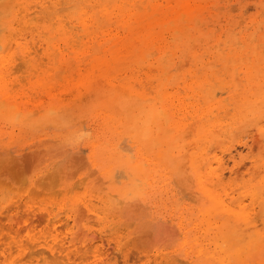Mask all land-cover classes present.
<instances>
[{
	"label": "bare ground",
	"instance_id": "obj_1",
	"mask_svg": "<svg viewBox=\"0 0 264 264\" xmlns=\"http://www.w3.org/2000/svg\"><path fill=\"white\" fill-rule=\"evenodd\" d=\"M47 1L0 0V118L9 119L13 131L18 130L10 135L9 143L20 147L25 138L22 135L31 137L24 140L26 151L0 148V236L9 239L3 248L4 241L0 244V264L4 259L6 263L18 264L14 263V256H8L15 252L14 246H22L23 242L20 244L16 238L27 228L34 233L29 236L30 243L43 242L45 248H38L37 252L48 251L44 257L50 256L53 261L57 259L54 262L63 264H67L65 258L71 253L73 260L75 254H80L82 261L90 253L98 258V245L105 241L116 243L118 251H123L129 242L139 249L145 244L152 246L150 252L155 247L163 250L177 233L175 252L168 256L153 255L156 264H264V231L250 219L242 202L232 208L224 196L208 187L214 179L220 182L225 173L214 169V161L207 157L206 144L215 139L216 130L222 129L221 106L218 101H211L210 89L206 88L209 73L193 82L196 102L189 104L178 99L176 109L183 115L182 119L190 117L187 123L175 120L173 113L165 110L166 105L159 104L168 100L164 92L159 93L161 99L151 96L143 77L126 74L134 73V68L140 73L145 66L159 67L169 58V53L180 50L188 51L195 63L204 65L215 63L227 68L228 62H236L230 75L238 68L245 83L229 92L233 119L258 121L264 116V73L259 78L264 70V50H258V45L264 42V30L255 39L256 27L242 33L238 37L241 48L234 46L235 34L233 37L230 34L229 44L224 46L226 55L204 47L203 51L209 54L207 61L206 56L203 58L194 49L191 28L210 8L211 0H64L59 2L65 4L63 8L54 0ZM65 9L69 13L61 14ZM73 29L76 31L72 34ZM28 34L32 38L39 36L41 56L39 48L32 50V46L24 47V41L21 42ZM255 40L258 42L254 43ZM21 43L24 48L18 50L19 55L28 58L22 59L23 65L30 61L28 72L42 75L31 81L32 95H26L28 99L21 101L22 106L6 89V73L10 75L14 65H19L12 69L15 72L22 67L21 61L15 64L16 55H12L13 48L22 46ZM18 79L14 77L9 83L14 85ZM211 86L224 89L220 84ZM228 110L224 109L226 113ZM49 125H60L64 131L58 133L57 139L41 138L35 142L36 129ZM188 130L194 132L198 148L188 157L199 197L197 206L182 203L181 195L170 185L172 175L181 166L183 133ZM257 130L264 139L262 126L257 125ZM216 156V163L220 162ZM35 166L38 169L33 172ZM81 170L83 176L73 180L71 176ZM81 185L88 192L91 190L84 199L74 198L71 202L64 200L38 208L31 204L36 195L47 193L57 198L69 195ZM250 195L259 203L260 219L264 222V199L258 187L252 186ZM22 207L24 214L19 213ZM92 220L99 226L97 229L92 227ZM57 223L66 228L65 234L61 230V234L57 233L60 226ZM112 223L115 226L110 227ZM38 225L42 226L41 235L45 233L43 241L39 230V236L34 232ZM47 229L56 234L46 236ZM29 246L32 250V245L26 247ZM131 250L132 254L135 250ZM140 252L146 250L133 254ZM128 253L127 249L125 254ZM96 260L92 264H98Z\"/></svg>",
	"mask_w": 264,
	"mask_h": 264
},
{
	"label": "rangeland",
	"instance_id": "obj_2",
	"mask_svg": "<svg viewBox=\"0 0 264 264\" xmlns=\"http://www.w3.org/2000/svg\"><path fill=\"white\" fill-rule=\"evenodd\" d=\"M41 1H47V0H41ZM54 1H56L58 3L60 1H63V3H64V0H54ZM239 1L238 0H235V1L229 0V2L228 1L225 2V0H220L221 3H219V0H213V1L211 0L210 8L205 10L204 15L201 18H199L197 21L195 20L194 25L191 28L192 29L191 33L193 34L192 36H194L192 43L193 42L195 43V44H193V46L195 47L194 49H197V52L200 55H203V58L206 56V58H204L205 60L208 61L209 54H208V51L207 52L203 51L204 47H208V49H210V50L213 49L212 50L213 52H216V53L219 52L223 55L224 54L226 55L227 50L225 49V51H224V46L229 44V39L227 37H229L230 34L232 35V37L235 34L234 37H235V40L237 43H234V46L236 45V47L241 48L242 46L240 44H242V42L239 40L238 37L240 35H242V33L247 32V31L249 32V30L251 32V30L254 31L257 28L258 30L254 32L255 35L253 36V38L255 39L256 34L259 31L264 30V0H239ZM60 3H59V6H62L63 3H62V5H60ZM217 3H219V4L217 5ZM232 6H234V7H232ZM63 7H65V4L62 6V8ZM226 7L227 8L231 7V10H229L230 8L227 9ZM65 10H62L60 13L61 14H67V12L69 10L68 9H65ZM211 10H213V11H211ZM210 12L213 14L212 18H211ZM222 12L223 13L226 12V13L223 14ZM218 13L220 16L218 15ZM233 14H234V16H233ZM205 17L207 19H205ZM240 19L242 20V22H240L241 21ZM215 22H217V23H215ZM68 25H71L70 22L68 23ZM213 25H215V26H213ZM227 26H229V27H227ZM69 27H71V26H69ZM69 27H68V29H69ZM235 27H236V29H235ZM28 29L30 30L31 28H28ZM70 30H71V28H70ZM74 31H76V29H73L71 31L72 34L74 33ZM223 32H224V34L226 32L227 33L229 32V34L226 33L227 35H224ZM211 33L213 35H211ZM28 36H30V38ZM214 37H216L217 39ZM32 39H33V42H32ZM75 39L78 40V36ZM205 39H207V40H205ZM79 41H80V39H79ZM21 42H23L25 44L24 47L32 46L31 47L32 50L35 49V47L40 49L39 36H35L32 38L31 35L28 34L26 40L22 39ZM256 42H258V41L255 40L254 43H256ZM35 43L37 44L36 46H35ZM24 44L21 43L22 46L14 47L13 53H12L13 56L14 55L17 56V57L15 56L16 58L14 57V59H16L15 64L17 62L21 61V62H19L21 64L20 66H22L20 68L21 70L18 69L19 70L18 72L17 71L15 72L14 70H12L14 68L19 67V65H16V67H14L15 66L14 65L10 71V73H11L10 75L7 74L8 72L6 71L7 72L6 78H8V80L6 79V81H8V85H7L6 89H7L8 93H10L11 95L14 96V99H16V101H17L16 103L20 104L21 106L23 104L22 102L23 101L26 102L28 99V98H26L27 97L26 95L28 93H30V95H32L31 94V85H30L31 81H34V80L36 81L35 78L37 76H38L37 79L42 76V75L40 76L38 74L36 75V73H32V72L29 73L28 72V71H30V61L28 64V60H27L26 65H23L22 59L24 61H26V59H28V58L21 57L19 55L18 50L24 48L23 47ZM196 45H198V46H196ZM217 46L220 49H217ZM258 48H259L258 50H264V42L262 44H259ZM169 54L167 55L169 58H166V60L162 64H160L159 67H156V65H150L147 67L145 66L140 71V73L138 71L139 69L134 68V73L129 72V74H128V72H127L126 74L128 76L132 75L133 77H136V76L143 77L147 91L150 92L151 96H154V97L158 96V99L159 98L161 99L159 93L164 92L165 95L168 96V100L165 103L160 101L159 104L166 105L167 108H165V110L172 112L174 117H175V120H178L182 123H185V122L187 123L188 120L191 121L189 116L192 114V109H191V107L189 108L190 110L188 109L190 111L189 116H188L189 119H182L183 115L181 114V112L179 110L177 111V109H176V107L179 104L178 99L182 98L186 103H189V104L192 102H196L197 97H195V93L192 90L193 86H196V85L193 82L201 79L204 74L209 73V79H208V83L206 84V88L210 89L211 101L212 102L218 101L219 106H221L220 107L221 112L219 113V118L222 121V129L216 130L215 131V134H216L215 139L206 144V150H207V154H208L207 157L209 158L210 161H214V163H215V164L213 163L214 169L218 170V172H225V173H224V178L220 182H218L216 179H214L211 183H208V187H210L212 190H214L219 195L224 196L232 208H237L236 206L238 205V203L242 202L241 205H243L245 207L246 211H248V213L250 214V219L257 222L258 229H260L261 232L264 231V222H262V220L260 219L259 203L257 201H254L250 195L251 187L256 186V187H258L259 192H260L262 198L264 199V139H262L259 130H257V125L262 126V128L264 129V116L259 118V120H258L259 122L254 121V120H252V121H240L238 119H235V120L233 119V113H234L232 110L233 106L231 104V100L229 99L228 95H229V92L232 88L236 87V88L240 89V88H242V84L244 85V83H245V80H243L244 78H243L242 74L239 73L238 68L234 72V75H230L231 67L237 66V63L236 62L233 63L230 61V62H228L227 68L226 67L222 68L221 65H218L215 63L205 64V65L200 63V62L195 63L192 60V58L190 57V53L186 50H180L177 53L171 54V55H169ZM41 55H42V49H40V51H39V56H41ZM262 55L264 56V51H262ZM179 56H182V57L179 58ZM177 62L178 63L180 62L179 67H177V64H178ZM211 71L215 72V74L214 73L210 74ZM217 73H218V75H217ZM262 73H264V70L259 73V78H263ZM141 74H144V75L141 76ZM193 74H195V75H193ZM124 75H125V73H124ZM14 77H17L19 79H18V81H15L14 85H11L12 83L11 82L9 83V81H10V79H12ZM21 77L23 78V80H21L22 79ZM235 77H236V79H235ZM33 78H34V80H33ZM60 78L56 77V79H60ZM211 79H213L214 82ZM217 81H219V82H217ZM220 81H224V82H220ZM237 81L238 82L240 81L239 84L237 83ZM190 83H191V86H190ZM212 83L215 85L220 84L221 88L223 87L224 89L218 90L219 87L217 89L216 86H214V87L211 86V85H213ZM172 87H173V89H172ZM212 87H213V89L211 90ZM169 88L171 90H169ZM181 90H183V91H181ZM212 91H214V92L212 93ZM225 98H227V99L225 100ZM32 100H34V99H32ZM200 101L202 104H204L203 100H200ZM169 102H170V105H169ZM225 108L229 109L228 110L229 112L226 113L224 111ZM14 110H15V108H14ZM256 122L258 123L257 125H256ZM84 127L85 126L83 125V129H84ZM44 128L36 129V131H35L36 138H34L35 142H38L36 139H41V138L45 139V140L57 139L58 133H62L64 131V128H62L60 125L57 127L54 125H49V126H46L47 129L46 128L44 129ZM13 129H14V127L9 122V119H7L5 117L0 118V148H7V147L9 148L10 147L11 150H15V148H22V150L26 151V149H23V147H24L23 145H25L24 140H26V137H27V140H29L31 137H29L28 134L22 135V137H25V138H23L22 143L20 142L21 146L19 147V145H17V147H16L13 142L12 143L8 142V140H9L8 138L10 137V135L13 132H15V133L18 132L17 129L15 131H13ZM188 131L183 133L184 134V139H183L184 150L182 151V154L180 156L181 166L179 168V171L176 174L172 175V178H171L172 181H171L170 185L173 186L175 188V190L181 195L180 200L182 201V203L186 202L190 205L197 206L199 204V197L197 195V192L195 191L196 185H195V181L193 179V176L190 172L191 167H190V162L188 160V157H189V154L191 152L198 150V148L195 147L196 140H195L194 132H190V131L188 132ZM230 131L233 133H231ZM5 144L8 146H6ZM213 145L215 146L214 148H213ZM84 152H85V150L83 149V153ZM215 156H216V158L220 159V162L216 163ZM37 169H38V167L35 166L33 169V172H35ZM205 169L206 168H203L204 171H205ZM207 171L208 170L206 169V172ZM83 173H84L83 170L77 171V173L73 174L71 177L73 180H79L80 177L83 176ZM188 179H189V181H188ZM176 182H177V185H176ZM182 188H183V190H181ZM87 192H88V190L83 185H81L80 187H78V189L72 191V193H69V195L67 194L66 196L60 195V196H57V198H54V197L52 198V196L46 195L47 193L46 194L44 193L45 196L42 193L40 197H39V195H38V197L36 195L30 201L34 207L37 206V208H38V207H43V206H47V205H49V206L53 205V204L56 205L59 202H62L64 200L71 202V200H73L74 198L84 199L83 196ZM181 192L185 193V195H183ZM90 193H91V190L88 192V194H90ZM186 194H187V196H186ZM85 198H89V195L86 196ZM92 198L94 199V197H92ZM244 201H246V202H244ZM51 202H53V203H51ZM21 209L24 211V208L22 207V208H20L19 213L21 212L22 214H24L25 211L23 212ZM110 220L113 221V218L110 217ZM57 224L60 225L59 229L58 228L57 229L59 231L60 230L63 231V233L61 231L58 232V230L56 229L57 233L65 234L64 231L66 232V228L60 223H57ZM92 224H93L92 227L94 229H97L99 227L95 220H92ZM112 226H115V224L112 223L110 227H112ZM36 227L35 228L37 229V231H34V232L37 233L39 230V235H41L40 232H42L41 231L42 226L40 227L38 225ZM39 227H40V229H39ZM31 228H33V227H31ZM25 230H23L24 232L21 231V233L23 235L22 234L17 235L18 237L16 238V239H18V242L20 244L23 242L22 246H20L17 242L16 245L18 244L19 246L18 245L14 246L13 251H15V252H13L12 255L8 256L10 258L11 257L13 258V256L15 257L14 260H16V261H14V263L18 262V264H24V262H25V264H52V263L63 264V262H60V261L54 262L57 259L53 261V259H51L52 257L49 258L50 256L44 257V256H47L46 252L49 253L48 251L37 252L38 248H41V247L45 248L42 245L43 244L42 241L44 239V238H42V236H44L45 233H42L43 235H41L42 241L41 240L40 241L42 242V244L38 243L39 240H38V242H35L36 239H38V237H36L35 240L33 239L34 242L38 244V245L36 244L37 246L34 247L35 243L33 244V242L32 243L29 242L32 239L28 240L29 236L34 234L33 229H31L32 231L28 230V228ZM47 230H48V232L46 233V236L49 233L56 234V231H52L49 229H47ZM37 235H38V233H37ZM37 235H34V236H37ZM21 236L23 239L21 238ZM51 237H52V235H51ZM51 237H49L50 238L49 242H52V244H53V241H51ZM30 238H33V237H30ZM158 238H161V237L158 236ZM178 238H179V235L177 233V237L175 236L165 249L160 250L162 247L160 249H158L154 246L155 248H154L153 252H150V249L152 246H148L147 244H145V246H142L140 249H145L146 252L137 253L136 256L133 253H135V251L136 252L140 251V249L138 248V246L134 245V242H129L128 244H126L123 251L120 249H119L120 251H118V249L115 248L116 243H114V242L111 244L106 242V241H105V243L100 242L103 245L98 243L99 244L98 245V249H99L98 253H100L98 258H96L97 256L94 257V256H91L92 255L91 253L90 254L88 253L90 255V256L88 255L89 257L82 255V256H84V258H86V257L88 258V259H85L82 261L81 256L79 258L80 254H75V256L71 257V258H74V260H73V259H70V256L73 254V253H71V254H69L70 255L69 258L68 257L65 258L66 260L64 262L67 264H76L77 262L79 264H88V263L92 264L97 259L96 261L98 262V264H133V263L134 264H156V261H154L155 257H153V255H155V254H163V256L171 255L172 252H175L174 249H175V246L177 244ZM1 239H4V240L1 241ZM176 239H177V241H176ZM5 240L7 242L9 239H7V236L2 234V236H0V244L1 245H2V242L4 241L3 245L2 246L0 245L2 248L5 246L4 243L5 244L9 243V242L6 243ZM27 243H28V245H32V250H34V251L31 250L30 246H29V249H28V247H26V246H28V245H26ZM122 243H124V241ZM159 244H157L156 246H158ZM6 248H7V245H6ZM104 249H106L107 251H105ZM127 249L129 250V253L126 255L125 252L127 251ZM131 249L135 250V251H133L132 254L130 253L132 251ZM5 250H8V249H5ZM28 250H29L30 254L32 253V256L31 255L28 256V252H27ZM35 251H36V253H35ZM26 252H27V254H26ZM49 255H51V254H49ZM101 257H103V259ZM84 258L82 257V259H84ZM4 260L1 261V264H8V263L11 264L13 262V261H11V259H9L11 262H8V263H6ZM158 260L160 262L162 260V258H160ZM50 261H52V262H50ZM79 261H81L82 263ZM86 261H88V262L86 263ZM20 262H23V263H20Z\"/></svg>",
	"mask_w": 264,
	"mask_h": 264
}]
</instances>
